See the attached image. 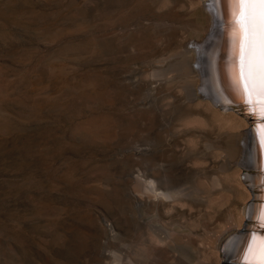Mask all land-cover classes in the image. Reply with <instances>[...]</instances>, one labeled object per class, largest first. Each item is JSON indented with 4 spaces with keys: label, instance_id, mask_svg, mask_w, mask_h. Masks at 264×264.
I'll return each mask as SVG.
<instances>
[{
    "label": "rangeland",
    "instance_id": "obj_1",
    "mask_svg": "<svg viewBox=\"0 0 264 264\" xmlns=\"http://www.w3.org/2000/svg\"><path fill=\"white\" fill-rule=\"evenodd\" d=\"M227 1L201 74L212 1L0 0V264H233L264 184L203 91L234 86Z\"/></svg>",
    "mask_w": 264,
    "mask_h": 264
},
{
    "label": "bare ground",
    "instance_id": "obj_2",
    "mask_svg": "<svg viewBox=\"0 0 264 264\" xmlns=\"http://www.w3.org/2000/svg\"><path fill=\"white\" fill-rule=\"evenodd\" d=\"M209 1L210 2L212 1L211 2L212 3L211 7H213V10H214V14H213V16H214V24L213 25H214V29L215 30H214L213 33H211V36L209 37V39H207L205 41L204 45L201 46V48L198 50L199 51V55H198V58H197L198 59V63L197 64L199 65V67L197 66L198 68H193L190 65H188L185 68V72L186 73L193 72L195 70L200 72L201 74L202 73H206V68H207L208 64H207V60L205 59L204 54L206 53L207 54L206 56H208V55H209V57L211 56L209 54L210 53V49L208 48V43L211 42L218 35V32L220 31L219 29L221 27V21H223L222 17L227 16V14H228L227 13L228 12V7H227L228 1L227 0H209ZM234 9H235V7H234ZM233 19H234V17H233ZM232 26H234V28H235V24H233ZM225 27H227V26L222 27V29L225 28ZM221 31H223V30H221ZM220 37H222V36H220ZM217 42H219V41H217ZM219 44L220 43H218V45ZM213 48H214V46H213ZM224 48H225V46H224ZM215 49H220V48L216 47ZM221 49H222V47H221ZM221 49H220V52H221ZM231 52H232V50H231ZM236 52H237V50H236ZM228 53H230V52L228 51ZM237 57H238V53H237ZM233 61L235 62V60H233ZM219 63H221V65H222V61L221 62L219 61ZM219 63L217 61V63H216L217 67L214 66L215 69L213 70V71H215L217 73V75L219 77L217 76V77L212 79L209 76V78H210L209 79L208 77L205 76V82H204V86H203V89H204L203 91H204L205 95L207 97H209L211 99V102L214 103L218 108L226 109L228 111V110H230L229 107L232 106V105L225 106L223 103H229L227 101L237 99L238 102H236V100H235V103L241 104L244 110L252 111V107L249 104H247L246 97L244 96L242 90L240 89L238 83L236 82V79L234 80V83H233L234 86H233L232 92L225 90L226 89L225 88V83H224V78H225L224 75L225 74H224L223 69L220 68V70H219V66H218ZM237 63H238V60L235 63L236 65H235V69L233 70V77L236 76V73L238 71ZM221 67H223V66H221ZM200 77L202 78L203 76H200ZM202 79H204V77ZM211 80H213V83H214L215 88H216L217 93H218L217 94L218 96L216 95L217 96L216 99L213 97L214 100L212 99V95H214V94H212V92H211L213 90L212 81ZM225 80H226V78H225ZM203 81L204 80H201L200 82L203 83ZM202 96L199 95L197 93V90H196V99H197V97H202ZM253 124H254L253 127H252L253 130L245 131L243 134H234V133L233 134H228L229 143L227 145V150H226L227 153H228V158H227V161H226V167H227V169H229V168L231 169L232 166H239L240 163L239 162L235 163V161L240 157L239 151L243 152V155H244V157H243L244 158L243 159V166L245 164L246 166H244V167H247V166H248L247 168L252 167L253 170L255 171L254 174L259 172L260 171L259 169H261L263 171V173H260L257 176L255 175L256 176L255 177V179H256L255 181H257L256 183H259V184L263 185L264 184V145L261 144L259 130H260L261 127H264V124L261 123L260 119L259 120L258 119L254 120ZM207 140H208V138H207ZM242 141L245 142V148H243L244 144H243V146L241 145ZM210 144H211V142H210ZM211 147L213 148L215 146H211ZM212 148H210V149H212ZM252 163H254V165ZM223 167H225V165ZM223 170H225V169H223ZM257 170H259V171H257ZM252 180H253V178H252ZM249 185H250V183H249ZM253 188L257 189L255 187H253ZM258 192H259L258 195H260V197H262V198H258L257 201L255 203H253L255 205L252 204L253 206L251 205L252 207L250 206L251 208L250 207L248 208V218L250 219L249 216L251 215V217L253 219L257 218V219H259L258 221H262V220H264V192L260 193L261 189H259ZM249 209H251L250 213H249ZM253 219H251V220H253ZM155 232L162 239L167 238V236H168L167 232L165 230H162V229H158L157 231L155 230ZM238 235L241 236V237L240 238H236L235 237V239H233L232 241L227 243L226 246H225L226 250L227 249L228 250L232 249V248H230L232 246L236 247V250H235V251H237L236 252V256H234V258H231V259L235 260L233 262V264H240V261L243 259L241 257H243L246 254L248 245H251L254 241L255 242H259L258 235L256 233H254V232L253 233H248V234H238ZM226 259H227V256H226Z\"/></svg>",
    "mask_w": 264,
    "mask_h": 264
},
{
    "label": "snow or ice",
    "instance_id": "obj_3",
    "mask_svg": "<svg viewBox=\"0 0 264 264\" xmlns=\"http://www.w3.org/2000/svg\"><path fill=\"white\" fill-rule=\"evenodd\" d=\"M235 7L233 39L238 52L235 79L253 115L264 120V0H229ZM264 145V127L259 130ZM240 264H264V238L248 245Z\"/></svg>",
    "mask_w": 264,
    "mask_h": 264
},
{
    "label": "water",
    "instance_id": "obj_4",
    "mask_svg": "<svg viewBox=\"0 0 264 264\" xmlns=\"http://www.w3.org/2000/svg\"><path fill=\"white\" fill-rule=\"evenodd\" d=\"M237 107L236 105H233L230 106L229 108L238 111L249 122V125L253 123L254 120L260 119L259 117L253 115L252 111L244 110L241 104H238ZM260 121L261 123L264 124V120L260 119ZM249 222L254 224V229L252 230L254 233L258 235L259 240L264 238V220L258 221L256 219L253 220L250 219Z\"/></svg>",
    "mask_w": 264,
    "mask_h": 264
}]
</instances>
